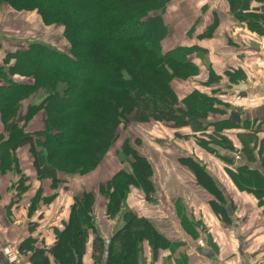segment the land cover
Here are the masks:
<instances>
[{
  "label": "crops",
  "instance_id": "1",
  "mask_svg": "<svg viewBox=\"0 0 264 264\" xmlns=\"http://www.w3.org/2000/svg\"><path fill=\"white\" fill-rule=\"evenodd\" d=\"M263 13L264 0H168L166 4L162 19L168 30L161 41L162 52L171 51L179 58L187 52L180 59L193 68L187 79L170 81L180 107L184 108L182 100L194 92L208 99L211 110L200 120L205 127L212 120L224 121L236 108L240 111L239 121L223 128L232 137L217 154L195 143L190 136L192 121L178 128L169 126L173 138H166L169 145L161 155L157 149L163 142V123H130L139 153L152 166L154 191L145 196L131 187L125 205L171 243L153 257L152 249L143 242L141 264H264V194L239 189L229 174L241 164L260 171L264 168V34L245 24V17ZM3 40L0 36V69L6 71L14 62L13 58L7 62L6 53L19 47L9 49ZM13 79L30 81L19 75ZM4 83L0 74V86ZM30 99L20 102V114L26 112ZM44 119V111L39 110L25 123L24 132L42 130ZM3 132L0 110V134ZM116 141L96 169L83 175L57 171L55 182L39 176L28 143L8 151L5 161H0V264H57L47 250L67 223L74 197L85 191L96 194L93 214L99 238H111L115 220L107 217V198L99 188L123 168L115 159L123 142L118 147ZM230 144L238 148L237 153ZM181 159H192L203 167L211 186L200 184ZM182 218L188 230L195 229V237L187 233ZM25 240H33L32 245L44 253L35 262L29 259L30 251L9 262L3 249L11 246L17 250ZM94 243L97 236L89 233L81 264H94Z\"/></svg>",
  "mask_w": 264,
  "mask_h": 264
},
{
  "label": "trees",
  "instance_id": "2",
  "mask_svg": "<svg viewBox=\"0 0 264 264\" xmlns=\"http://www.w3.org/2000/svg\"><path fill=\"white\" fill-rule=\"evenodd\" d=\"M167 2L0 0V8L8 5L14 10H35L45 24L61 25L69 44L65 52L35 41L6 53L7 62L11 58L14 62L6 71L0 69L5 81L0 86L4 121L0 161H5L9 150L28 143L39 176L55 182L57 171L83 175L96 169L117 140L122 122L156 121L178 128L195 119L203 126L200 120L211 110L208 99L194 92L182 100L183 109L170 87L171 79L188 77L192 72L183 73L189 69L188 61L172 57L171 51L162 52L161 41L168 30L162 19ZM258 22H264V13L245 17L246 26L263 35L264 28L256 25ZM14 75L30 81L17 82ZM39 91L44 94L43 100L20 114V102ZM39 110L45 114L44 128L24 132L25 123ZM233 122L229 114L224 121H209V126L223 130ZM205 142L199 145L207 149ZM120 152L132 158L129 170L118 169L99 188L107 198L105 213L115 220L110 242L98 244L103 240L92 217L96 194L82 192L74 197L67 223L56 232L47 250L57 264H81L89 233L97 236L94 264L102 260L103 264H141L143 242L150 246L153 257L159 249L170 248L171 243L145 217L125 205L131 187L145 196L154 191L151 164L128 140L122 143ZM181 162L200 184L210 185L208 174L197 162ZM229 174L239 189L261 193L264 168L260 171L241 164ZM181 222L195 237V229L188 230L183 218ZM32 244L33 240H25L17 251H30L29 259L35 262L44 252Z\"/></svg>",
  "mask_w": 264,
  "mask_h": 264
},
{
  "label": "rangeland",
  "instance_id": "3",
  "mask_svg": "<svg viewBox=\"0 0 264 264\" xmlns=\"http://www.w3.org/2000/svg\"><path fill=\"white\" fill-rule=\"evenodd\" d=\"M259 22L256 23V25H259V26H261V28H264V24H263L264 22L263 23L262 22L259 23ZM0 36H2L4 38V40H3L4 44L9 49L18 48V47L19 48H25L27 46V44H29L31 42H35V41L44 42L46 44H49L50 46H53L54 48H58L59 50L65 51V52L68 50V46H69L67 39L63 35V27L61 25L45 24L41 20V17L39 16V14L35 10H32V11L14 10L11 7H9L8 5H3L0 8ZM185 53H187V52H183L182 53L183 56H180V58L185 59L186 58ZM172 57L176 58L177 56H172ZM177 58L179 60H181L179 57H177ZM192 70H193V68L186 69L183 73L192 72ZM178 78L184 80V79H187V76L184 78H182V77H178ZM30 97H31V99L28 101V104H29L28 106H30L31 102L33 103L31 105H35V104L40 103L44 98V94L39 91V92H36V93L30 95L27 98H30ZM26 111H27V109H26ZM127 119L130 120L131 116L127 117ZM160 124L161 123H159L158 125H160ZM204 125L201 126L200 124H198V122L195 121V119L194 120L192 119V123H191L190 127L193 128L194 132L190 136L193 137L195 143H197V144L198 143L200 144L202 142L207 141V142H205L207 144V149H211L214 151L215 154H217L218 153L217 149L222 147V145H224V144L225 145L229 144V141L231 140L230 138L232 136H230V134L227 135L228 132L226 133L225 130H216V128L213 126L205 127ZM160 126L165 128V132L163 131L164 132V134H162V139H163L162 141L163 142L161 144L162 145L161 147L158 146L159 150L157 149V155L158 154L161 155V150H165L166 146L169 145L166 138L167 137L173 138L172 133L174 132L172 128H169V126H167L165 124H163V125L161 124ZM177 132H180V131H177ZM185 132H188V130H186ZM117 136L118 137H117L116 145L118 147L123 142V140L126 136H128V138H129L128 142L130 143V145L136 146V148L139 147V145H140L139 143L133 144V143H135V141L137 139H135L134 133L131 132L129 122L128 123H126V122L121 123V125L118 128ZM227 139H229V141ZM208 141H210V142H208ZM184 142H186L185 143L186 145H187V143L189 144V139L186 138L184 140ZM137 150H138V148H137ZM138 152H140V151L138 150ZM168 152L171 153L170 149L168 150ZM173 153H175V151L172 150V154ZM115 159H118L120 161V163L124 169L129 170V162L132 160L131 157H129V156L126 157L122 152L120 153V151H119V153L116 154ZM152 195L153 194H151L149 196H152ZM101 196H102V194H101ZM103 197H106V196L103 195ZM155 197H157V196H155ZM121 205L124 206L123 203ZM92 217L95 220L93 213H92ZM109 242H107V239H105L103 242L101 241L98 244L102 245V243H103L106 245ZM101 258L102 257L100 256V259ZM145 260H146V258H145Z\"/></svg>",
  "mask_w": 264,
  "mask_h": 264
},
{
  "label": "water",
  "instance_id": "4",
  "mask_svg": "<svg viewBox=\"0 0 264 264\" xmlns=\"http://www.w3.org/2000/svg\"><path fill=\"white\" fill-rule=\"evenodd\" d=\"M242 87H243V85H240V86H239V88H242ZM239 111H240V108H236L235 110H233V112L230 113V119H231L232 121H235V122H238V121H239V114H238ZM229 148H230L231 150H233L234 153H237V152H238V148H236V147L233 146L232 144L229 145ZM230 160H231L232 162L235 161L234 158H230ZM261 193L264 194V189L261 190ZM121 206H123V205H121ZM109 241H110V239L107 240V242H109Z\"/></svg>",
  "mask_w": 264,
  "mask_h": 264
},
{
  "label": "built area",
  "instance_id": "5",
  "mask_svg": "<svg viewBox=\"0 0 264 264\" xmlns=\"http://www.w3.org/2000/svg\"><path fill=\"white\" fill-rule=\"evenodd\" d=\"M0 231H2V226L0 225ZM3 253L6 257V259L9 261V262H15L17 260V257H18V251L16 249H13L11 246H6L4 249H3Z\"/></svg>",
  "mask_w": 264,
  "mask_h": 264
}]
</instances>
